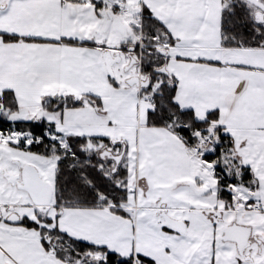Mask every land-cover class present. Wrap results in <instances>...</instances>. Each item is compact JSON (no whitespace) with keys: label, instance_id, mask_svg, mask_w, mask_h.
<instances>
[{"label":"snow or ice","instance_id":"6c2138e0","mask_svg":"<svg viewBox=\"0 0 264 264\" xmlns=\"http://www.w3.org/2000/svg\"><path fill=\"white\" fill-rule=\"evenodd\" d=\"M0 264H264V0H0Z\"/></svg>","mask_w":264,"mask_h":264}]
</instances>
